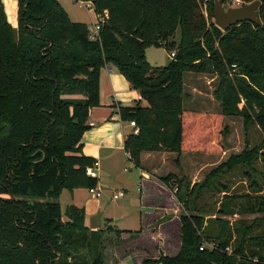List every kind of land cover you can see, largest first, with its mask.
Here are the masks:
<instances>
[{
  "label": "trees",
  "instance_id": "trees-1",
  "mask_svg": "<svg viewBox=\"0 0 264 264\" xmlns=\"http://www.w3.org/2000/svg\"><path fill=\"white\" fill-rule=\"evenodd\" d=\"M5 1L11 11L14 0ZM91 2L96 14L107 13L98 38L59 0H17L16 25L0 0V264H105L104 230L89 228L82 206L58 200L63 188L97 184L85 171L95 158L82 152L80 139L89 109L100 102L103 64H113L145 100L119 107L121 117L138 126L124 138L135 165L143 151L220 152L228 133L223 115L264 132V0L261 22L244 20L225 30L211 20L214 0ZM163 42L174 54L154 66L145 48ZM185 70L216 76L219 112L183 106ZM256 154L245 148L191 183L173 172L160 176L167 185L173 180L184 208L180 248L144 256L140 264H264V192L230 190L220 179L241 167L248 185L259 189L248 168L255 170ZM215 187L224 190L216 212L259 214L232 221L205 216L197 199Z\"/></svg>",
  "mask_w": 264,
  "mask_h": 264
},
{
  "label": "rangeland",
  "instance_id": "rangeland-1",
  "mask_svg": "<svg viewBox=\"0 0 264 264\" xmlns=\"http://www.w3.org/2000/svg\"><path fill=\"white\" fill-rule=\"evenodd\" d=\"M59 2L67 11L71 19L74 20V18H77L78 20L84 21L88 25L92 26V23L96 19L92 6H86L85 2H81L79 0H59ZM239 3H241V1ZM239 3L233 2L231 0H225V2L223 1L225 7L228 5H237ZM3 4L8 18L10 20L12 19L11 16L13 12V14L15 13L17 20V7L15 0L11 11L7 10L6 1L3 0ZM201 6L204 15L207 17L205 6ZM16 20L12 19L13 25H16ZM211 20L214 22L213 16L211 17ZM178 38L179 30L177 29L174 39L178 40ZM145 49L147 58L153 62L152 65L154 66L166 63L171 57L169 49H167L165 46V42L159 45H149ZM183 83L182 103L184 107L213 112H219L221 110L219 99L213 92L217 84V78L214 74L185 70L183 72ZM223 124L228 126V133L225 136L223 150L220 152L183 151L181 153H177L174 151L170 152L164 150H153L152 153L146 158V165H149L150 167L152 165H154V167L157 166L155 174L157 180L161 185L174 192V183H172L173 180H171L169 185H167L160 180V176L165 175L168 172H173L179 177H182L184 181H189L191 183V181L203 179L206 173L212 167L226 160L229 156L237 154L245 148H255L257 150V154L255 158H253V166L255 170H252L250 167L248 168L250 170V174L253 175L257 180V186L259 189H253L248 185V178L244 176L241 167H236L232 171L225 173L224 175L220 176V179L221 181L227 183L230 190H250V192L253 194L264 192L263 130L254 122L244 123L243 118L240 116L223 115ZM177 158L179 159V162L176 160ZM123 166L125 167L123 168ZM113 170L114 172L111 177L113 178L114 182L118 184L122 182L120 186H117V188H120L121 186H125L127 188V194L125 197L120 196L125 198V205L129 204L128 207L125 208L128 214L123 220L117 222L115 221V210L113 209V204L111 202H109L106 207H99L96 201L100 199V197L90 193L87 188H76L74 192L81 196L82 199L85 198V200H89V202H95V212L92 217L86 221V223L89 228L99 227L104 230L105 264H119V262L124 260L126 257H131L133 260L131 261V264H136L138 259L142 260L144 256H152L151 252L140 251L142 247H139L133 241H129V236L126 238L121 237V233H117L116 229L126 227L129 230H134L135 228H139V214L136 215L133 213L131 204L137 203L133 198L138 197L139 192H143L146 189V186L140 182L139 166L135 165L130 159L125 161V163H122L120 167H117V165L114 164ZM223 192L224 190H219L218 187H215L202 193L197 199V206L198 208H201L199 212L205 216H226L231 221L239 217L250 218L259 214L257 212H246L227 215L221 212H216L215 209L218 205V200L220 199ZM91 195H93L95 198H93ZM126 197L129 199L127 200ZM190 207L192 208V205ZM191 208L189 210H191ZM183 210L184 208L180 205V211ZM128 235H130V233ZM123 241H127V243H124ZM204 243L210 245L208 241H205ZM138 248L140 249L138 250ZM136 250L139 251V254L143 255L142 258H136V253L134 254ZM139 262L141 263V261Z\"/></svg>",
  "mask_w": 264,
  "mask_h": 264
},
{
  "label": "crops",
  "instance_id": "crops-1",
  "mask_svg": "<svg viewBox=\"0 0 264 264\" xmlns=\"http://www.w3.org/2000/svg\"><path fill=\"white\" fill-rule=\"evenodd\" d=\"M15 3L17 7V0H15ZM11 18L16 20L15 13L12 12ZM7 19L12 23V19L10 20L8 15ZM74 20L78 19L74 18ZM147 59L151 64L153 63L149 58ZM99 101L98 105L89 109L87 119L89 127L84 130L80 140L82 142V152L93 156L97 161L98 176L96 185L101 189V195L96 203L99 207H106L111 202L115 210V221L117 222L123 220L128 214L125 208L129 204L125 205V198L122 197L113 199L111 194L114 190L123 189L125 193L122 196L125 197L127 188L125 186L117 188L122 182L120 184L114 182L111 175L114 172V164L120 167L122 163L129 160L128 153L124 149V138L125 134L133 127L128 119L121 117L119 107L121 105L131 106L136 103L144 104L145 100L113 64L105 63L100 67L99 72ZM152 151L141 153L139 175L140 182L146 186V189L143 192L140 191L138 197L133 198L137 203L131 204L133 213L139 214V231L129 232L126 227L118 229L122 230L120 232L121 237L126 238L129 236V241H133L136 245L142 247L140 251H149L151 257H156L159 250L167 254H175L180 248V221L178 216L180 204L174 193L157 180L155 176L157 166L152 165L150 167L146 165V158ZM76 188L87 187L63 188L58 200L61 205L74 203L82 206L85 210L86 222L95 212V202H89L85 198L82 199L74 192ZM91 196L95 198L93 195ZM128 232L130 235H128ZM123 242L127 243V241ZM138 250L134 254L136 253V258H142L143 255L139 254ZM126 258H123L124 260L120 261L119 264L132 263L131 257ZM139 261L141 260L138 259L136 264H139Z\"/></svg>",
  "mask_w": 264,
  "mask_h": 264
},
{
  "label": "water",
  "instance_id": "water-1",
  "mask_svg": "<svg viewBox=\"0 0 264 264\" xmlns=\"http://www.w3.org/2000/svg\"><path fill=\"white\" fill-rule=\"evenodd\" d=\"M260 0H252L249 3H239L237 5L224 6L223 0H214L213 18L214 23L222 30L230 25L244 20L261 22L258 6Z\"/></svg>",
  "mask_w": 264,
  "mask_h": 264
},
{
  "label": "built area",
  "instance_id": "built-area-1",
  "mask_svg": "<svg viewBox=\"0 0 264 264\" xmlns=\"http://www.w3.org/2000/svg\"><path fill=\"white\" fill-rule=\"evenodd\" d=\"M81 2H85V5L86 6H92V2L91 0H79ZM233 2H236V3H239L241 0H231ZM96 14V13H95ZM97 18L96 20L92 23V26L91 25H88V30H89V33H90V37L91 38H98L99 37V28H100V25H101V22L104 21V19L107 17V13L106 11H104L102 14H96ZM174 54L173 51L170 52V55L172 56ZM129 123L133 126V132H137L138 131V126L135 122L134 119H130L129 120ZM86 173L91 175V176H98V171H97V161L95 160L94 164H90V165H87L86 166V169H85ZM88 190L90 193L94 194L95 196H100L101 195V189L95 185V186H90L88 187ZM124 190L123 189H118V190H114L111 194V197L113 199H117L119 198L120 196L124 195ZM210 245L209 246H212L213 245V242H208ZM202 247V246H200ZM224 249L226 251H230L231 247L229 245H225Z\"/></svg>",
  "mask_w": 264,
  "mask_h": 264
}]
</instances>
